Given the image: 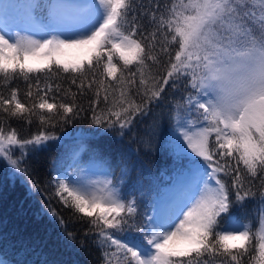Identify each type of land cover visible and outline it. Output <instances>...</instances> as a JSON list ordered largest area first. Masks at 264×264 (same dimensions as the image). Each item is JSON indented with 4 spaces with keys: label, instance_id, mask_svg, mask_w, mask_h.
Segmentation results:
<instances>
[{
    "label": "trees",
    "instance_id": "obj_1",
    "mask_svg": "<svg viewBox=\"0 0 264 264\" xmlns=\"http://www.w3.org/2000/svg\"><path fill=\"white\" fill-rule=\"evenodd\" d=\"M187 1L123 0L118 8L115 23L139 44L144 78L154 80V89L141 90L135 66L126 65L113 49L119 33L105 38L100 57L94 53L74 69L53 64L27 71L0 69V141H10L9 147L0 148V260L5 264H38L36 251L43 249L47 258L51 247L62 257L50 251L48 264H113L109 241L89 215L71 199L61 197L55 179L58 171L88 162L104 168L112 178L123 173L127 177L122 189L132 193L136 214L130 228L119 236L127 246L128 241L139 246L147 242V215L155 196L162 192L166 175L174 173L181 159L167 154L166 138L175 108L183 100L189 102L187 78L178 70L179 39L174 30ZM226 1L232 10L240 4V0ZM262 25L263 36L256 38L259 46L264 38ZM109 53L117 65L112 76L102 66ZM252 133L262 158L251 163L232 155L234 169L224 179L219 175L224 184L232 182L229 193L241 184L264 181V132ZM13 160L20 166L16 171L10 169ZM216 160L223 168L229 162L224 154ZM261 200L242 195L240 205L228 212L242 218L240 212L258 211ZM216 226L208 232L203 249L169 255L165 264H264L247 245L227 248L220 244L213 236ZM30 243L35 244L33 254ZM132 263L138 262L134 258Z\"/></svg>",
    "mask_w": 264,
    "mask_h": 264
},
{
    "label": "rangeland",
    "instance_id": "obj_2",
    "mask_svg": "<svg viewBox=\"0 0 264 264\" xmlns=\"http://www.w3.org/2000/svg\"><path fill=\"white\" fill-rule=\"evenodd\" d=\"M0 1L3 3V0ZM6 2L13 6L12 0ZM122 2L123 0L117 1L113 12L112 9H107L111 4L110 0L50 1L52 30L55 29L56 21L60 20L64 8L68 15H62L59 25L65 21L67 25L74 26L69 22L70 18L76 17L78 20L81 18L79 15L86 17L83 28L87 29L80 30V33L78 31L74 37L79 38V34L86 36L97 31L102 14L109 21L104 28L100 27L99 37L85 54L67 60L58 58L56 51L53 37L59 31L53 36L52 33L47 35L45 20L32 16L30 0L19 3L20 24L28 39L22 33H19L17 38L12 35V40H3L11 35L0 38V69L15 68L27 71L43 69L51 64L74 69L94 53L100 57L101 49L106 44L105 38L109 39L114 33H119L113 43V49L126 65L135 66L137 75L142 80L139 86L141 90L154 89V80L150 82L144 78V63L139 44L120 31L115 23ZM239 3L232 10L226 0H188L174 22V30L179 39L176 57L178 70L187 78L189 102L183 100L175 108L176 114L172 117L170 135L166 138L167 154L181 160L185 155L201 159L204 165L198 162L188 165H200L204 171L196 173L201 167L193 166L190 172H181L175 186L157 199L154 227L157 226L162 210L165 211L162 218L170 211H175L176 215L183 214L175 219L174 213H170L167 215H171L168 221H159L164 243L160 237L150 250H139L141 264H159L162 251L182 256L203 249L207 245L208 232L217 222V212L230 211L232 207L239 206V198L242 195H256L261 198L258 211L252 208L250 215L240 212V221L232 220L228 228L222 229L221 232L214 230L213 236L227 248H244L247 245L253 250L256 260L264 261V181H255L251 185L241 184L238 189L234 187V193H229L228 186H231L232 182L225 180L224 184L219 179V175L224 179L234 169L232 155L251 163L262 158V152H258L255 138L252 137V131L264 132V38L261 40L262 46L256 44V38L263 36L260 28L263 29L264 24V0H240ZM226 8L231 10V13H223ZM236 10L243 11L244 14L236 16ZM4 11L2 10L1 14ZM10 12L11 9L8 8L6 13H3L4 18H0V35L13 26L9 18ZM12 14L15 15L14 12ZM260 22L262 24L259 26ZM11 31L15 32L14 29ZM66 32L64 30V33ZM39 33L45 41L41 37L38 43ZM48 36L50 38L46 41ZM67 38L70 37H61L62 40ZM3 49L9 52L5 53ZM107 55L105 65L102 62V66L104 72L112 76L117 68L116 60L110 53ZM34 57H38V61L29 64L27 61ZM194 117L197 120H190ZM9 143L8 139L0 141V148L9 147ZM212 145L213 158H210L208 154ZM251 153L253 154L250 155ZM219 154L226 155L229 161L227 165H223L224 168L216 160ZM9 165L11 171L20 168L14 160ZM69 169L70 171L66 169L61 173L58 171V176L55 177L61 197L71 199L79 211L90 216L93 226L97 227L113 247V264H133L132 260H136V255L134 256L132 249H127L128 246L119 236L130 228L136 214L131 192L122 189L127 177L123 173L112 178L104 168L89 162L83 167L72 166ZM194 178L196 181L192 182ZM190 193L192 194L189 197ZM39 211L49 217L42 206H39ZM180 220L181 225L186 227L185 236L188 238L181 244L178 243L179 245H168L166 233L172 234V224ZM156 231L155 236H160L158 227ZM30 247L33 248L30 254H33L35 244L30 243ZM46 251L47 258L43 249L36 251V256L40 258L38 264L49 263L50 251L62 257L54 247Z\"/></svg>",
    "mask_w": 264,
    "mask_h": 264
},
{
    "label": "bare ground",
    "instance_id": "obj_3",
    "mask_svg": "<svg viewBox=\"0 0 264 264\" xmlns=\"http://www.w3.org/2000/svg\"><path fill=\"white\" fill-rule=\"evenodd\" d=\"M110 1H111V4L107 9L109 11L113 10L114 12L117 6L118 0H110ZM59 13L60 11H58V14ZM62 13L64 14L63 15L64 17L68 15L65 8L64 10H62ZM84 19L85 17H81L78 20H76V18H70L69 22L74 26L67 25L65 21L61 23L62 25H59V27L57 28L59 32L56 36L53 37L55 40V44H56V51L58 53V58L62 60H67L73 57H80L83 54H85V52L89 50V48L94 44V42H96V39L99 37L100 27L104 28V26H106L109 23V21L107 20V17H105L102 14L101 19L99 20V24H98L99 29L97 31L88 33L86 36L79 34V38L77 36L74 37V34L77 33L78 31H79L78 33H80V30L87 29V28H83L85 25ZM64 30L67 32L64 33ZM66 35L67 37H70V38L62 40L61 37H65ZM117 38L113 39V42H115ZM7 39L11 40V37L7 36L6 38H3L4 41H7ZM3 52L8 53L9 50L4 51L3 49ZM39 53L40 52L38 51V54ZM37 61H38V57H34V58H30L27 62L29 64H35ZM170 216L171 215L167 216L164 222L168 221V217ZM163 228H165V226H163ZM185 234H186V227L181 225V220L177 221L172 224V234L166 233V242L168 243V245L169 244L173 246L179 245L178 243L181 244V242H184L187 240L188 237H186ZM183 244H186V243H183Z\"/></svg>",
    "mask_w": 264,
    "mask_h": 264
}]
</instances>
